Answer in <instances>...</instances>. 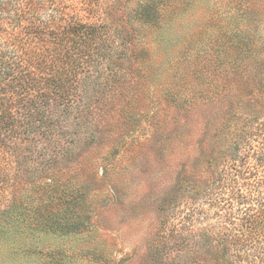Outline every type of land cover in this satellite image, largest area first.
Wrapping results in <instances>:
<instances>
[{"label":"rangeland","instance_id":"rangeland-1","mask_svg":"<svg viewBox=\"0 0 264 264\" xmlns=\"http://www.w3.org/2000/svg\"><path fill=\"white\" fill-rule=\"evenodd\" d=\"M44 2L31 47L49 57L54 15L74 62L57 99L0 94V264H203L232 234L236 145L250 168L264 151V0Z\"/></svg>","mask_w":264,"mask_h":264},{"label":"trees","instance_id":"trees-1","mask_svg":"<svg viewBox=\"0 0 264 264\" xmlns=\"http://www.w3.org/2000/svg\"><path fill=\"white\" fill-rule=\"evenodd\" d=\"M22 1L28 5L27 13L22 12L19 8V3ZM44 1L0 0V41L7 47V51H0V94L23 95L25 90L28 91L31 87L34 88L37 84L43 83L52 87L50 94L52 99H57L60 96L57 86L59 82H63L61 70H71L74 61L60 47L55 46L57 45L54 43L57 41L56 36H52L49 29L51 26L48 25L54 21V15L46 22V27L41 26L44 30L48 29L46 34L49 40H45V43L48 44L49 57L46 59V55H44L42 58V54L38 50H33V46L31 47L34 37L31 38L30 33L36 34L34 36L39 33L40 26L35 20L36 15L45 10ZM46 1L61 2L62 0ZM5 19L20 23L25 34H13L6 30ZM93 29L91 25L78 24L72 28L74 31L72 34L79 38L93 37L95 36V32L91 35ZM66 33L71 34L70 23L62 28L61 34L67 35ZM29 38H31L30 41ZM25 50L30 52L25 53L24 56ZM8 51L14 52L10 54ZM42 69L44 70L42 71ZM33 105L35 106L34 115H36L34 124H39V127L42 124H47V122H43L44 118H39L44 112L39 109L37 104L33 103ZM8 111L9 106L1 103L0 127H8L11 124ZM46 119L48 120V118ZM31 122L33 123V121ZM239 150L240 144H237L235 154L231 159L235 164L233 169L241 181L237 182L238 178H236L234 181L237 185H233L232 188L226 186L228 183L225 184V182L228 180L226 181L224 177L220 178L219 183V185L222 184L223 190L227 189L229 195V198H225V196L222 198L225 204L227 201L226 205L230 208L227 224L230 226L232 234L222 235L217 241L216 248L210 246L205 248L203 264H264V151L256 154V164L250 168V166H246L245 160L239 161ZM237 163L241 164L238 166Z\"/></svg>","mask_w":264,"mask_h":264}]
</instances>
